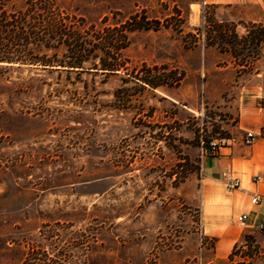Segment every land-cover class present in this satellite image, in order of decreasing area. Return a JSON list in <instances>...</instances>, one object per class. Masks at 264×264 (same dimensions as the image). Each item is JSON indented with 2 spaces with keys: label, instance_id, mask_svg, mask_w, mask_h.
I'll list each match as a JSON object with an SVG mask.
<instances>
[{
  "label": "rangeland",
  "instance_id": "obj_1",
  "mask_svg": "<svg viewBox=\"0 0 264 264\" xmlns=\"http://www.w3.org/2000/svg\"><path fill=\"white\" fill-rule=\"evenodd\" d=\"M30 1L0 4L17 13ZM55 2L99 31L135 14L163 25L128 34L123 56L129 69L114 75L0 64V264H250V248L211 260L212 246L201 236L202 151L190 131H200L209 109L226 114L203 106L201 96L198 110L189 115L182 107L180 114L168 94L183 84L198 93L213 78L208 71L229 61L264 97V44L242 69L196 31L214 17L234 24L240 36L249 23H260L250 32L264 35V0H207L205 7L204 0ZM188 33L197 35L189 39L196 47H184ZM31 48L37 57L65 52ZM247 56L248 49L240 58ZM205 57L217 66L204 64ZM143 66L185 77L179 86L143 90L133 80ZM209 122L205 135H229L215 119Z\"/></svg>",
  "mask_w": 264,
  "mask_h": 264
},
{
  "label": "crops",
  "instance_id": "obj_2",
  "mask_svg": "<svg viewBox=\"0 0 264 264\" xmlns=\"http://www.w3.org/2000/svg\"><path fill=\"white\" fill-rule=\"evenodd\" d=\"M225 54L221 53V58L224 59ZM203 62L213 63V66L218 63L206 57ZM216 68L218 71H208L213 78H208L198 93L183 84L168 94L169 100L181 107L180 114L183 107L184 113L189 115L199 109L201 96L203 106L206 102L229 117L221 127L237 139L233 145L220 148L217 155L200 156L201 236L212 246L208 249L210 259L219 261L231 259L235 248L247 243L248 235L252 242L242 252L250 248V264H264V230L261 229L264 222V139L245 146L240 137L243 131H259L264 127V97L250 86V75L238 77L229 61ZM185 102L188 105L181 104ZM181 117L180 123L189 126V119ZM190 134L193 138L196 133L191 130ZM230 178H239L241 187L229 192L226 185ZM254 196H259L258 204L252 203ZM244 214L248 215L245 227L240 223Z\"/></svg>",
  "mask_w": 264,
  "mask_h": 264
},
{
  "label": "trees",
  "instance_id": "obj_3",
  "mask_svg": "<svg viewBox=\"0 0 264 264\" xmlns=\"http://www.w3.org/2000/svg\"><path fill=\"white\" fill-rule=\"evenodd\" d=\"M4 7L1 3L0 64L3 65H41L67 71L91 69L114 75L129 69L128 61L123 56L129 46L128 34L143 29L158 31L163 25L162 22L148 20L142 14H135L117 27H107L99 31L94 26H87L84 20L61 10L55 0H32L24 11L17 13L7 12ZM205 23V27L196 31L200 35L206 33V46L232 55L237 67L250 68L251 55L253 59H257L264 44V35L250 32V28L263 27L262 24L249 23L246 25L248 34L240 36L232 23H219L214 17L208 18ZM181 27L176 25L175 31L182 34ZM196 36L192 33L185 34L182 38L184 47H196L197 41L189 42L190 38ZM32 46H42L47 51L63 47L65 52L62 57L56 54L52 57L48 54L37 57L32 51ZM246 49L249 59L240 58ZM88 65L90 67H87ZM184 77L185 74L178 73L176 69L143 66L134 73L133 80L139 83L143 90H158L165 86H179ZM195 133V142L200 145V133L198 130ZM185 161L187 162V159ZM246 240L248 244L252 242L248 235ZM23 264H28V259H25Z\"/></svg>",
  "mask_w": 264,
  "mask_h": 264
},
{
  "label": "built area",
  "instance_id": "obj_4",
  "mask_svg": "<svg viewBox=\"0 0 264 264\" xmlns=\"http://www.w3.org/2000/svg\"><path fill=\"white\" fill-rule=\"evenodd\" d=\"M206 4H207V0H204L203 6L205 7ZM202 117L204 118V123L202 125H199V128L201 126L199 133H200V149L202 151L201 153L202 157L206 155H217L220 148L233 145L234 143L237 142V139L230 135L220 136V134L218 135H212V134L208 135L207 133L206 135L204 134L203 127L208 128V124H210L209 120L215 119V121H218L220 124H222V122L229 120V117L227 115L223 116L221 113L209 109V111L206 114H203ZM240 137L243 145L252 146L257 139L260 138L264 139V127H262L259 131H243ZM241 185L242 182L239 178H230L227 182L226 187L227 190L231 192L239 189ZM259 201H260L259 196H254L252 198L253 204H258ZM247 221H248V215L244 214L240 218V223L243 227H245ZM261 229L264 230V222L261 225ZM246 246H248V242L245 243L244 245L237 246L234 250V254H233L234 257H238V253L239 252L241 253L243 249L246 248Z\"/></svg>",
  "mask_w": 264,
  "mask_h": 264
}]
</instances>
